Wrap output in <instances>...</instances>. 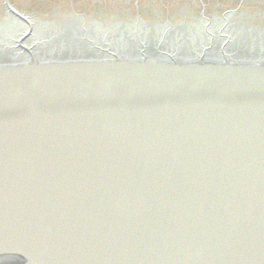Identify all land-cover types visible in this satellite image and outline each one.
<instances>
[{"label": "water", "instance_id": "water-1", "mask_svg": "<svg viewBox=\"0 0 264 264\" xmlns=\"http://www.w3.org/2000/svg\"><path fill=\"white\" fill-rule=\"evenodd\" d=\"M0 264H264V5L0 0Z\"/></svg>", "mask_w": 264, "mask_h": 264}, {"label": "bare ground", "instance_id": "bare-ground-1", "mask_svg": "<svg viewBox=\"0 0 264 264\" xmlns=\"http://www.w3.org/2000/svg\"><path fill=\"white\" fill-rule=\"evenodd\" d=\"M208 1H213V0H208ZM215 1V0H214ZM253 1V2H252ZM242 3H251V4H263L264 5V0H242Z\"/></svg>", "mask_w": 264, "mask_h": 264}, {"label": "rangeland", "instance_id": "rangeland-1", "mask_svg": "<svg viewBox=\"0 0 264 264\" xmlns=\"http://www.w3.org/2000/svg\"><path fill=\"white\" fill-rule=\"evenodd\" d=\"M42 1L49 2V0H42ZM215 1H221V2L226 1V2H232V3H235V2L242 3V0H215Z\"/></svg>", "mask_w": 264, "mask_h": 264}]
</instances>
